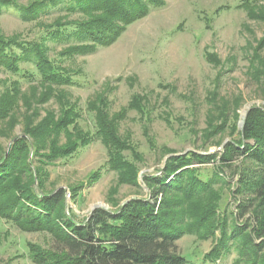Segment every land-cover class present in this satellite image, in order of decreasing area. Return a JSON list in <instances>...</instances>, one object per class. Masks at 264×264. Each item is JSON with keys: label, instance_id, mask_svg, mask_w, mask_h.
Here are the masks:
<instances>
[{"label": "rangeland", "instance_id": "1", "mask_svg": "<svg viewBox=\"0 0 264 264\" xmlns=\"http://www.w3.org/2000/svg\"><path fill=\"white\" fill-rule=\"evenodd\" d=\"M15 1L27 6L35 0ZM162 1L152 6L145 17L127 25L112 43L73 55L66 53L67 48L82 40L73 35L51 38L44 27L58 16L64 20L82 18L79 10L71 11L67 3L59 2L49 5L36 20L26 21L14 5L0 9V32L4 36L41 44L49 60L69 76L70 82L59 88L67 101L77 105L78 125L91 135L88 145L51 163L34 155L33 167L43 172L46 191L65 189V212L72 210L81 220L96 208L115 209L131 198L149 197L143 175L160 174L169 155L215 152L214 160L191 166L197 167L200 177L206 180L213 169L222 165L219 173L226 183L215 184L221 194L216 212L230 233L234 222H254L250 213L238 216L241 197L235 193L238 175L233 172L242 164L241 159L227 166L219 157L224 143L238 138L246 106L264 108V48L255 51L263 24L236 7L242 0ZM214 56L216 61H211ZM19 66L36 72L28 61L21 60ZM12 79L17 78L0 66V93ZM20 80L21 96L30 104L29 111L19 99L18 120L13 126L5 124L8 137L0 138L3 147L14 135L22 134L23 114H31L32 122L37 123L48 110L57 114L60 108L54 96L39 101L44 92L42 85ZM214 91L216 100L211 99ZM134 94L145 99L144 117L128 107ZM98 96L107 100L110 115L126 111L117 120L118 134L139 156L135 159L131 151L124 152L139 169L137 185L117 183L116 172L107 164V146L96 134L94 112L88 109V102ZM222 106L226 109L225 129L218 131L216 127L211 131L214 123L210 121ZM231 130L235 131L233 135ZM32 153L31 148L28 161ZM94 172L98 177L92 180ZM94 205L98 206L92 209ZM218 238L219 230L205 239L185 234L176 241L177 251L186 258V264H244L238 251L241 241H228V248L208 258ZM31 245L44 250L59 247L49 232L23 230L14 221L0 217V264H36Z\"/></svg>", "mask_w": 264, "mask_h": 264}, {"label": "trees", "instance_id": "2", "mask_svg": "<svg viewBox=\"0 0 264 264\" xmlns=\"http://www.w3.org/2000/svg\"><path fill=\"white\" fill-rule=\"evenodd\" d=\"M59 2L83 15L75 20L58 16L44 27L51 38L73 35L83 41L70 45L66 50L69 55L88 53L97 45L112 43L127 25L145 17L152 6L163 3L162 0H35L23 6L15 0H0V9L14 5L21 19L30 21L39 18L49 5ZM236 7L263 24L255 48L258 53L264 48V0H242ZM21 60L32 63L36 72L21 68ZM210 60L216 61V56ZM0 66L17 78L9 81V86L5 85V91L0 93V138L8 137L5 124L13 126L18 118L19 99L29 111L30 104L21 96V78L42 85L44 92L39 101L54 96L60 107L57 114L48 110L37 123L32 122L31 114H23L22 134L14 135L6 147L0 142V217L14 221L23 230L47 231L59 245L55 250L31 245L36 264H186V258L177 251L176 241L185 234L205 239L215 236L216 230L219 238L208 258L228 248V241H241L238 250L241 261L264 264V108H249L242 128L236 133L238 138L224 143L219 157L227 166L241 159L242 164L233 172L238 175L235 193L241 197L237 211L240 217L250 213L253 224L234 222L227 233L225 220L216 212L221 194L215 184L226 183L219 173L222 165L213 169L206 180L200 177L197 167L191 166L216 158L215 152L207 151L169 156L159 169L160 174L143 175L149 197L131 198L115 209L96 208L90 216L78 220L72 210L65 212V189L46 191L44 174L32 162L34 155L49 163L68 157L91 141L90 133L78 125L77 105L67 101L59 88L70 82L69 76L49 60L41 44L7 37L1 32ZM215 96L214 91L211 99L216 100ZM143 100V96L134 94L128 104L141 117L147 115ZM106 105L104 96L88 102V109L94 112L96 134L108 149L107 164L116 172L117 183L137 185L139 169L124 152L131 151L135 159L139 156L118 134L117 120L126 111L110 115ZM216 111L210 121L214 123L211 131L216 127L224 131L226 109L222 106ZM31 148L33 158L28 161ZM90 177L95 180L98 173ZM76 195L73 192L72 196Z\"/></svg>", "mask_w": 264, "mask_h": 264}, {"label": "water", "instance_id": "3", "mask_svg": "<svg viewBox=\"0 0 264 264\" xmlns=\"http://www.w3.org/2000/svg\"><path fill=\"white\" fill-rule=\"evenodd\" d=\"M248 110H249V106H246L245 110H243L242 115H241L240 126L243 125V122H244V119H245V117H246V114H247V111H248ZM177 155H180V154H177ZM169 156H171V155H169ZM169 156H168V157H169ZM97 206H98V205H94V206L92 207V209L96 208Z\"/></svg>", "mask_w": 264, "mask_h": 264}]
</instances>
